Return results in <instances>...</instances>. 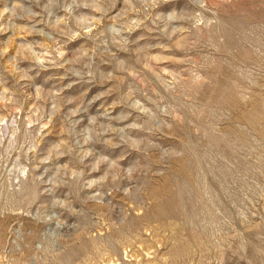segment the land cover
<instances>
[{
    "label": "rangeland",
    "instance_id": "374dc122",
    "mask_svg": "<svg viewBox=\"0 0 264 264\" xmlns=\"http://www.w3.org/2000/svg\"><path fill=\"white\" fill-rule=\"evenodd\" d=\"M0 264H264V0H0Z\"/></svg>",
    "mask_w": 264,
    "mask_h": 264
},
{
    "label": "bare ground",
    "instance_id": "6f19581e",
    "mask_svg": "<svg viewBox=\"0 0 264 264\" xmlns=\"http://www.w3.org/2000/svg\"><path fill=\"white\" fill-rule=\"evenodd\" d=\"M162 205H165L167 206V204L165 203V201L163 202V204H160L159 206L162 207V208H165V206H162ZM161 209V208H160ZM158 222V221H157ZM206 233V232H205ZM182 247V246H181ZM190 250V249H189ZM174 251V250H173ZM186 252V251H185ZM188 254V253H187Z\"/></svg>",
    "mask_w": 264,
    "mask_h": 264
}]
</instances>
